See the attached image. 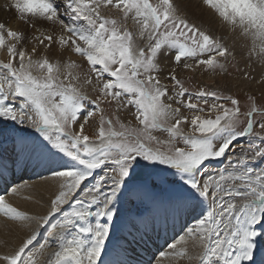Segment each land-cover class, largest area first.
Returning a JSON list of instances; mask_svg holds the SVG:
<instances>
[{"label":"snow or ice","instance_id":"6c2138e0","mask_svg":"<svg viewBox=\"0 0 264 264\" xmlns=\"http://www.w3.org/2000/svg\"><path fill=\"white\" fill-rule=\"evenodd\" d=\"M202 3L251 37L254 48L259 42L264 54V0ZM10 6L39 33L30 37L38 46L51 50L58 45L60 57H83L89 66L85 83L91 85L94 76L98 87L94 99L88 96L74 82L79 76L69 71L77 66L74 60L53 62L46 53L38 54L37 46H22L29 39L25 33L0 23V49L7 53L6 62L0 60V119L34 129L38 136L13 139L20 149L17 160L30 147L60 181L43 216L19 210L0 194V213L29 229L17 248L0 254V264H40L37 256L52 245L55 250L43 264H110L102 254H108L120 230L124 203L134 198L146 205L162 203V193L192 223L182 226L183 234L161 257H187L196 264H264V167L253 166L264 160V105L258 108L250 98L242 111L238 99L215 90L190 93L175 68L161 76L173 52L174 62L186 69L194 68L185 62L189 58L196 66L223 69L218 58L231 55L225 44L190 23L174 0H11ZM102 7L116 8L121 18L102 14ZM38 23L59 31L42 32ZM163 79L171 80V86ZM208 98L214 101L210 106ZM104 103H114L117 112L131 107L140 127L116 117L122 129L116 130ZM97 116L98 126L89 135L86 125ZM257 125L259 132L254 131ZM157 131L168 139L160 140L153 134ZM241 138H248L247 148L235 163L229 158L228 168L205 166L243 148L234 144ZM153 143L168 147L161 150ZM0 180L7 183L3 172ZM124 227L129 234L138 230L131 218ZM190 242L201 249L194 256Z\"/></svg>","mask_w":264,"mask_h":264},{"label":"rangeland","instance_id":"374dc122","mask_svg":"<svg viewBox=\"0 0 264 264\" xmlns=\"http://www.w3.org/2000/svg\"><path fill=\"white\" fill-rule=\"evenodd\" d=\"M114 2H115V0H114ZM153 2H156V0H153ZM60 7H61V11H63V5L62 4L60 5ZM101 11H102V14H104L106 16L114 17L118 20L121 18V13H119V11L114 7H109V8L102 7ZM181 12L182 11H180V14L186 15V14L181 13ZM209 18L214 20V19H216V16L214 14L209 15ZM65 19L67 21L66 17H65ZM201 23L202 22H200V23L195 22L194 24H197V26L200 25L201 30H203L209 34H210V32H214L213 34H210L212 36L215 35L216 33L220 32V29H216V30L208 32L207 27L203 23L201 25ZM127 24H128V27L130 28V30H132L134 33L137 31L136 25L131 20H129L127 22ZM26 42H29L28 45L30 48H31V46H37L36 41L31 40L30 38H29V40L22 42V46L27 47ZM245 42H252V38L245 36V35H242V43H245ZM227 45H228V49H229V52L231 53V55H228L226 58H218L220 63L224 65L223 69L216 68L215 70H209V69H206L202 66H196L195 60L191 59V58L187 59L185 62L189 63V64H193L194 68L193 69H186V68H184L183 63L176 64L174 62V60L172 59V62H174V63H172L171 66H168L167 68H165L164 72L161 73V76L166 77L168 75L169 70L172 68H175L177 77L179 79H181V81L184 83V86L186 88H188L190 93H195L200 88H205L207 90H215L218 92L219 95L232 96L233 98L238 99L240 101L242 111L247 110V108L249 106L250 98H255L254 103L259 108L261 105H264V54H262L260 52L259 44H257L255 46L254 50H252L254 47L246 48L244 46H240L241 44L240 45L237 44L235 46V43H233V42H229V43H227ZM229 45H230V47H229ZM37 47L38 48H44L43 46L42 47L37 46ZM235 48H236V50H235ZM46 50H47V52L49 51L48 49H46ZM46 50L43 49L42 51H38V54L39 53L42 54L43 52H46ZM174 54L175 53L171 54L172 57ZM0 55H1L0 60H3L6 62V60H7L6 50L0 49ZM47 55L48 56L51 55L49 58L52 59V57H53L52 53H49V54L47 53ZM77 56H78V58H76V59H70V60H74L76 62L77 66L75 68L69 69V71H71L74 76H77V75L79 76V80L74 81V82L77 83V85L80 87L81 91L94 99L97 95L96 90H97L98 85L96 84L94 76H93L94 80H93V83L91 85L85 83V75L88 73L89 66L87 65V63L83 57H80L79 55H77ZM56 59L57 58L54 56L52 59L53 62H55ZM68 61H69V59L68 60L67 59L62 60L63 63H66ZM167 69H169V70H167ZM61 70L65 71V69H63V68ZM162 74H164V75H162ZM181 75H183V76H181ZM162 82L165 84H168L169 86H171V83H172L171 80H167V79H163ZM185 99H187V97H185ZM194 102H196V101H194ZM208 102H209V106H210L211 103L214 102L213 98H208ZM220 102L225 103V101H220ZM199 103L201 104L202 107H205V109L207 110V106H205L202 101H200ZM101 107L104 108L105 116L113 119L114 126L116 127V130H118V131L122 130L119 127V123H117L116 117H119L120 123H124L126 125L130 124L131 127H133V128H139L140 127L138 125V122L134 119V110L131 107H129L126 110L121 109L118 112L116 111V105L114 103H112V104L104 103L101 105ZM182 111L185 113V115H189V116L192 115V113H189L185 109H183ZM255 118L259 119V113L256 114ZM2 120L3 119H0V132H2V130H3V132H7L8 130L18 129L21 127L24 130V132H28L30 134H34L35 136H38V134L35 133L34 129L27 127L26 125H25V127H26L25 128L24 125H16L15 122H12V121L6 122L5 120H3V121ZM98 120H99V117L97 116L90 121L89 125H86V133L87 134L91 135L93 133L95 128L98 126ZM80 121L83 122V116H81ZM183 127H184V130L186 132L190 131V127L188 125H184ZM6 128H7V130H6ZM77 128H78V125H77ZM254 131H257V132L260 131L258 125L254 126ZM153 134L157 135L160 140H167L168 139L167 133L157 131V132H154ZM262 135H264V133H262ZM9 141H11V137H10ZM241 141L242 142H240V143L236 142L237 143L236 145H243L244 147L243 148L237 147V148H235L234 151H230V152L226 153V160L221 166L213 165L214 161H213V163H212V161L210 163H206L205 166L209 169L228 168L229 167V158H231L232 162L235 163V158L237 156H240L243 152L246 151L248 138L241 140ZM152 146L153 147H160L161 150H166L168 147L166 144L156 145L155 143H153ZM177 146L182 147L183 146L182 142L177 141ZM253 166L257 167V168L264 167V160L257 161ZM162 187L167 188V187H169V185H163ZM162 195L166 196L165 193H162ZM156 206H157L156 204H147V205L141 204L139 199H136V198H134L131 201H126L123 205V208H122L120 230L117 232L116 238L113 240L108 254L106 256L102 254V259L108 260V261H110V264H112V263H117L119 261V259H118L119 255H122V254H126L125 255V261L126 262L130 259V253H132L133 255L139 254L140 256H142V250H137L136 253H134L133 250H134L135 246L137 244H139L140 242L141 243L147 242L148 237L152 236L151 234H153V236H154L155 231H153L152 229H146L145 228L146 224L144 223L145 222L144 219H146L145 217L150 219V215L148 213H152L153 211H157V209H155ZM117 207H121L120 204H117ZM159 211L161 212V216L165 217L167 219V221H169V222H173V220H177V223H178L184 218L185 221L180 224L181 227L178 229V231L176 232L174 237H178V235L183 234L182 226H184L185 224L190 225L192 223V220L190 219V216L188 213H186L185 215L182 213H177L171 206H169L167 204V201H166V203L162 204V206H160ZM128 218H131L132 220L135 221L136 228L138 229V230H134L132 232V234H130L131 236L129 235V231H128L127 227H124V221H126ZM142 222H143V224H142ZM134 234H136V235H134ZM150 241H153L152 245L154 247H157L158 243L154 244L156 241L155 237L153 239H151ZM150 241H149V243H150ZM172 241H173V239H172ZM114 247H115V249H114ZM123 249H125V250H123ZM167 249H168V246L163 248V252ZM114 252H116V253H114ZM144 252L148 253L150 255V257L148 258L149 259L148 263H150L151 261L154 260V250L153 249H149L148 251L144 250ZM113 253L116 256H114ZM116 257H118V258H116ZM127 258H129V259H127ZM126 262H125V264H126Z\"/></svg>","mask_w":264,"mask_h":264},{"label":"bare ground","instance_id":"6f19581e","mask_svg":"<svg viewBox=\"0 0 264 264\" xmlns=\"http://www.w3.org/2000/svg\"><path fill=\"white\" fill-rule=\"evenodd\" d=\"M174 2L179 5V9H180L179 11H182L181 13L186 14L183 16H187V19L191 23L194 24L195 22H197V23L202 22L207 27L208 32L216 30V29H220V32L216 33L213 36L215 38L221 40V42L224 43L225 46H227V48H228L227 43H229V42L235 43V46L237 44L238 45L241 44L240 46H244L246 48L254 47L253 41L242 43V35L243 34L241 33V31L239 29L233 30L231 26L225 24L218 17V15L215 14V12L213 10H211L208 7L203 5L202 0H174ZM10 5H11V0H0V23H4L7 27H11L14 30H18V31L25 33L29 38L33 35H38L39 33L34 32L33 29L31 28L30 22H25L24 20H22L20 18V14L14 8H12ZM107 8H109V7H107ZM213 14L216 16V19H214V20L209 18V15H213ZM202 23H201V25H202ZM37 27L42 32H51V31H57L58 32L59 31L58 26H53L51 24H40V23H38ZM199 27H201V26L199 25ZM213 33L214 32H210V34H213ZM137 41L139 42L138 37H137ZM26 43H27V48L29 49L30 48L28 45L29 42H26ZM257 44H259V42H257ZM58 47H59L58 45L52 46L51 50H49L48 52L45 48H38V51H42L43 49H45L46 52H43L42 54L52 53L53 57L55 56L57 59H60L61 62L64 59L68 60V59L78 58L77 55L71 54V53H65L63 55V57H60L58 54ZM229 47H230V45H229ZM236 48H235V50H236ZM254 49L255 48H253L252 50H254ZM50 56L51 55H49V57ZM53 57H52V59H53ZM160 59H161V61H163L165 59L163 53L161 54ZM167 60H168L167 67L171 66V64L174 63V62H172V55H169L167 57ZM167 67H165V68H167ZM167 70H169V69H167ZM164 74H162V75H164ZM183 75H181V76H183ZM24 127H25V125H24ZM6 130H7V128H6ZM17 134H21L20 131ZM14 136H16L15 132H14ZM23 136H27V135H23ZM29 138H31V137H29ZM9 139H10V133H6V135H5V133H0V172H3V174H4V172H6L7 175H10L12 182L13 183L17 182L19 184V186H16L17 187L16 193H12L11 190H9L6 194H4L5 199L9 203H11L14 207L18 208L21 211L28 212L30 215H39V216L46 215L47 211L49 210L51 199H53L54 196L56 194H58V191L60 190V188H59L60 181L51 176V173L46 169V166L39 162V160L37 159L35 154L31 153L30 147L28 149H26L25 152L20 156L19 160H17V152H19L20 149H19V147H15L13 141H9ZM244 139H242V140H244ZM16 160L18 161V164L20 166L15 165L14 162H16ZM220 161L221 160H214V164L219 163ZM4 166H6V168ZM38 173H40V174L46 173V175L41 176L39 179L33 180L32 175L34 176ZM26 179H27V181H26ZM2 182L5 183L4 181H2ZM20 182H21V184H20ZM163 199H164V202L157 203V206L155 208V209H157V211H153L152 213H148L150 215V219L147 217H145L146 219H144L145 220L144 223L146 224L145 228L146 229H152L153 231H155L154 234H156V236H155L156 241L154 244L158 243L157 247H154L152 245L153 241H150L148 246L146 244L140 242L139 244H137L135 246L133 251H134V253H136L137 250H142V256H140L139 254L133 255L132 253H130V259L127 258L129 260L126 262L125 261V255L126 254H122V255H119V258L116 257L119 259V261L117 263H112V264H125V262L127 264H157V261H159V264H196L195 260L190 261L187 259V257L172 259L168 256L161 257L159 255L160 252H163L162 248H164V247L168 246V244H170V242L168 243V241L170 240L171 237H173V234L179 229V227H181L180 224L185 221L184 218L178 223H177V220H173V224L174 223L175 224H174V226H171L170 225L171 222L167 221V219L165 217H162L161 212L159 211L160 206H162V204L166 203V201H167L164 196H163ZM64 207H65V209L68 208L67 205ZM181 213L185 215L187 212H181ZM56 219H59V214L56 215V217L53 219L52 222L55 223ZM142 224H143V222H142ZM31 227L34 228L35 225L34 224L31 225ZM28 231H29V229L26 227H23L20 222L14 221L11 218L5 216L3 213H0V254H3L4 252H11L13 249L17 248L19 246V244L22 242V240L24 238H26ZM45 234H46V232H42V236ZM134 235H136V234H134ZM41 242H42V240H41ZM162 242H164L165 244L166 243H168V244L166 246H163L164 243L162 245L161 244ZM114 249H115V247H114ZM146 249H153L154 250V260L151 261L150 263H148V261H149L148 258L150 257V255L148 253L144 252V250H146ZM54 250H55V245H52L50 247L45 248L43 250V252L37 256V260L40 262V264H43V261L47 258L48 253H50ZM123 250H125V249H123ZM168 251H169V248L167 250H165L164 252H168ZM199 251H201V249L199 247H193L192 243L191 242L189 243V254L190 255L194 256L197 253H199ZM114 253H116V252H114ZM114 256H116V255L114 254Z\"/></svg>","mask_w":264,"mask_h":264}]
</instances>
